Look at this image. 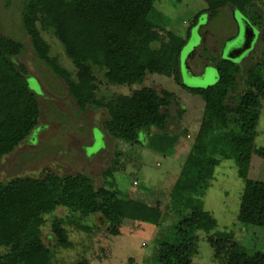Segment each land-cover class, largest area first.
Masks as SVG:
<instances>
[{
    "label": "trees",
    "instance_id": "obj_1",
    "mask_svg": "<svg viewBox=\"0 0 264 264\" xmlns=\"http://www.w3.org/2000/svg\"><path fill=\"white\" fill-rule=\"evenodd\" d=\"M23 1L21 23L37 59L65 82L80 111H105L102 131L94 132L100 130L108 138L129 145L143 144L144 135L150 144L162 137L175 145L185 134L168 129L169 108L178 104L175 92L142 86L130 94L101 97L98 73L108 84L130 87L143 85L148 75L157 74L173 78L184 90L199 96L205 104L203 128L187 156L178 190L185 194L186 190L210 188L215 168L223 160H233L244 182L237 220L264 228V181L249 177L253 156L264 157V147L256 143L264 99V0H205L208 8L195 16L186 38L169 31L170 18L156 9L158 0ZM227 7L259 33L257 47L253 45L245 53H252L247 59L250 66L244 71L240 59L218 57L206 49L211 66L218 72L217 83L207 88L186 86L181 78L184 48L201 17L215 20ZM43 32H51L63 46L74 73L51 56ZM24 51L22 42L0 32V164L31 138L40 123V91L35 86L36 90L30 89L35 77L29 76L21 61ZM184 114L180 109L178 117ZM122 155L115 152L113 165L103 173L105 183L99 188L82 173L52 172L43 178L0 182V264H52L39 263L36 252L44 244L45 217L60 207L83 216H101L115 235L124 221H144L138 200L123 195L115 181H108L120 168ZM179 211L171 240L162 238L157 245L158 264H193L198 231L206 233L207 242L223 264H264V252L249 254L233 241L231 233H213L218 223L209 211L196 205ZM52 232L56 238L67 237L63 219L52 223Z\"/></svg>",
    "mask_w": 264,
    "mask_h": 264
},
{
    "label": "rangeland",
    "instance_id": "obj_2",
    "mask_svg": "<svg viewBox=\"0 0 264 264\" xmlns=\"http://www.w3.org/2000/svg\"><path fill=\"white\" fill-rule=\"evenodd\" d=\"M23 2L0 0V32L25 46L21 61L26 64L29 76L35 77L30 89L34 91L37 87L40 91V123L31 138L2 159L0 182L28 176L43 178L52 172L60 175L82 173L90 176L95 187L99 188L105 183L103 173L113 165L115 152L120 151L123 154L121 166L108 181H115L116 188L123 195L137 199L145 218L140 222L124 221L119 227V234L115 235L101 216H83L60 207L45 217L42 228L44 244L36 252L38 262L158 264V243L162 238L171 240L172 225L177 213L179 216L181 212L179 209L194 205L209 211L216 219L218 227L213 233H231L233 241L249 254L264 252V228L243 225L237 220L244 182L239 177L238 167L233 160H223L215 168L210 188L203 190L201 187L199 189L202 191L197 192L186 190L185 194L178 190L182 184L187 156L192 154L203 128L205 104L201 98L184 90L173 78L157 74L148 75L143 85L130 87L108 84L102 74L98 73V95L101 97L130 94L142 86H152L159 92L164 88L175 92L178 104L169 108L171 117L168 129L174 133H185L175 145L162 137L150 144L145 135L141 145H129L108 138L101 132L105 111H80L68 93L65 82L37 59L30 37L21 23ZM155 7L169 16V31L186 38L193 19L199 12L206 10L208 4L205 0H158ZM241 19L239 13L236 19L233 17L231 7L224 9L215 20L206 15L201 17L199 26L184 48L181 78L186 86L207 88L217 83L218 72L211 66V60L204 51L208 49L220 57L219 51L224 41L244 43L245 36L237 34L236 21L242 24ZM42 34L50 45L51 56L58 57L59 62L74 73L75 67L55 36L51 32ZM258 36L259 33L256 37ZM253 45L257 47V40ZM246 55L240 59L244 71L251 64L247 60L252 56L251 51ZM180 109H184L185 114L179 118ZM95 129L101 131L94 132ZM256 143L257 146L264 147V99ZM249 177L264 181L263 156H253ZM182 200L184 205L181 204ZM174 204L180 208L176 209ZM58 218L63 219V226L67 231L64 240L56 238L52 232V223ZM205 234L203 231L197 233L198 253L193 264H223L221 259L216 258Z\"/></svg>",
    "mask_w": 264,
    "mask_h": 264
},
{
    "label": "water",
    "instance_id": "obj_3",
    "mask_svg": "<svg viewBox=\"0 0 264 264\" xmlns=\"http://www.w3.org/2000/svg\"><path fill=\"white\" fill-rule=\"evenodd\" d=\"M233 17L236 19L235 11H233ZM242 20V24L237 22V34L240 36L241 34L245 36L244 43L240 41L236 43H232L230 41L228 44L230 47L225 51L223 50L222 55H225L226 59L236 60L240 59L252 46L254 41L256 40V36L258 31L251 27L244 19ZM236 44V45H235ZM236 46V47H235Z\"/></svg>",
    "mask_w": 264,
    "mask_h": 264
},
{
    "label": "flooded vegetation",
    "instance_id": "obj_4",
    "mask_svg": "<svg viewBox=\"0 0 264 264\" xmlns=\"http://www.w3.org/2000/svg\"><path fill=\"white\" fill-rule=\"evenodd\" d=\"M230 41H228V42H223L222 43V45H221V48H220V51H219V56H221L222 55V52H223V50H227L229 47H230V45L228 44ZM247 55L246 54H244V56H242L240 59H243L244 57H246ZM207 66V65H206ZM206 66L204 67V68H206ZM204 71H205V69H204Z\"/></svg>",
    "mask_w": 264,
    "mask_h": 264
}]
</instances>
